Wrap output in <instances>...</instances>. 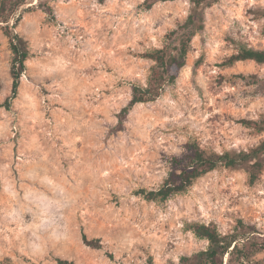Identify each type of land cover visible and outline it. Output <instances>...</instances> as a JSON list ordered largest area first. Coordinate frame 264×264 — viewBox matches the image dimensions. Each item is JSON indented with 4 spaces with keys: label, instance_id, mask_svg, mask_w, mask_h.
<instances>
[{
    "label": "rangeland",
    "instance_id": "obj_1",
    "mask_svg": "<svg viewBox=\"0 0 264 264\" xmlns=\"http://www.w3.org/2000/svg\"><path fill=\"white\" fill-rule=\"evenodd\" d=\"M151 1L52 0L53 19L41 9L10 19L29 54L11 107H0V264H178L208 245L194 222L264 226V167L253 182L244 168L217 167L164 201L137 193L179 171L190 143L221 153L262 141L240 120L264 118V64L223 61L264 49V0H214L176 80L120 122L154 65L140 54L168 42L190 8ZM12 57L0 26V102Z\"/></svg>",
    "mask_w": 264,
    "mask_h": 264
},
{
    "label": "trees",
    "instance_id": "obj_2",
    "mask_svg": "<svg viewBox=\"0 0 264 264\" xmlns=\"http://www.w3.org/2000/svg\"><path fill=\"white\" fill-rule=\"evenodd\" d=\"M52 0H0V26L9 39L10 50L13 54L10 66L12 76L11 94L7 96L0 107L9 109L12 100L17 96L20 77L25 69V60L28 57V42L15 31V23L23 11L41 9L51 19L55 18ZM156 0L148 4L150 8ZM166 1V0H161ZM190 8L187 16L178 27L170 31L169 39L161 48H155L140 54L141 57L154 61L151 73L145 86L134 84L131 97L120 112L119 121L126 116L128 110L140 102L156 100L163 92L167 84L173 83L181 69L185 66L186 56L190 50V43L196 32L204 27L205 9L214 0H189ZM18 14V17L16 15ZM175 36V40L171 36ZM253 60L264 64V49L242 47L236 53L228 56L223 65H232L237 61ZM242 78H256L255 75H242ZM244 125L253 126L259 131H264V118L261 120L241 119ZM189 152L186 155L184 165L179 171H170L163 183L157 189H139L141 194L149 201H164L173 194L181 193L188 189L195 179L216 169L217 167L244 168L249 174L250 182H253L264 167V137L262 141L247 150L215 152L207 151L196 142L190 143ZM175 165L181 164V160L174 159ZM194 234L206 239L208 245L204 249L183 254L178 264H264V226L250 223L243 218H237L232 227L227 231H221L218 226L210 222H194L190 225ZM82 241L85 245L99 248V238H88L82 233ZM58 264H76L74 261L56 258ZM147 264H153L151 260Z\"/></svg>",
    "mask_w": 264,
    "mask_h": 264
}]
</instances>
